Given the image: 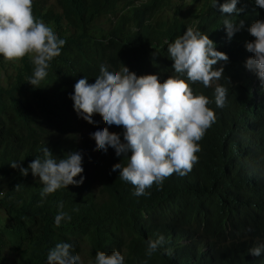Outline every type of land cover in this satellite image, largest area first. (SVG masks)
<instances>
[{"label":"trees","instance_id":"1","mask_svg":"<svg viewBox=\"0 0 264 264\" xmlns=\"http://www.w3.org/2000/svg\"><path fill=\"white\" fill-rule=\"evenodd\" d=\"M241 6L244 11L230 18H242L244 27L229 40L226 16L210 0H32L33 17L65 44L41 86L26 82L33 69L27 55L7 86L0 84V176L8 185L0 204L11 220L0 229V264H45L47 250L61 241L72 242L85 264L96 251L113 249L124 264H264V253L248 252L264 243V87L244 67L251 55L244 42L252 39L241 33L256 15L264 19V9L252 0H238ZM196 23L228 56L225 78L217 82L228 89L224 106L214 103V85H190L194 95L208 97L216 116L199 141L198 161L185 176L173 173L159 188L146 189L149 195L133 196V186L111 171L126 159L112 148L101 152L89 135L104 120L98 113L93 124L79 118L69 94L81 76L93 82L102 63L110 70L122 63L137 75L155 73L160 81L174 75L163 41ZM44 144L57 159L81 151L84 180L40 204L38 177L9 164L20 160L27 167L42 156ZM61 201L71 220L57 227ZM158 234L165 237L163 249L146 256V241Z\"/></svg>","mask_w":264,"mask_h":264},{"label":"clouds","instance_id":"2","mask_svg":"<svg viewBox=\"0 0 264 264\" xmlns=\"http://www.w3.org/2000/svg\"><path fill=\"white\" fill-rule=\"evenodd\" d=\"M252 3L264 9V0H252ZM237 4L238 0L221 3L210 0V6L226 16L222 24L229 40L244 27L242 18H230L244 11L243 6L237 7ZM197 25L188 26L171 42L163 41L174 73L163 81L155 73L137 75L122 63L119 70H110L102 63L93 82L88 83V77L83 75L69 94L79 118L93 124L96 122L93 114L98 113L104 120L105 125L95 127L89 135L95 141L94 147L101 152L112 148L115 156L126 159L123 164L121 159L112 164L111 171L118 170L120 180L133 186V196L149 195L146 189L153 184L159 188L173 173L185 176L198 161L199 141L216 116L207 106L208 97L194 95L190 85L199 83L205 88L214 85V103L217 108L224 106L228 89L217 82L225 78L223 64L228 56L217 50L214 41ZM246 30L241 33L252 40L244 42V48L251 53L245 58L244 67L264 87V19L256 15ZM64 44L65 40L58 38L51 27L33 17L32 0H0V58L14 62L29 56L33 69L26 82L30 85L41 86L49 62L60 54ZM218 62L221 63L213 67ZM111 125L121 127L122 131H109L107 126ZM41 153L42 156L32 159L27 167L21 166L20 160L9 164L21 175L30 170L33 177H38L42 185L38 203L42 204L58 189L83 182L81 151H70L57 159L44 144ZM57 209L54 225L59 227L62 221L69 222L71 215L62 210V201L58 202ZM164 244L163 234L148 239L145 255L150 257L163 249ZM72 248V242L55 243L47 250L45 264H85ZM248 252L261 256L264 243H258ZM87 264H124V256L120 250L113 249L108 254L98 250Z\"/></svg>","mask_w":264,"mask_h":264},{"label":"rangeland","instance_id":"3","mask_svg":"<svg viewBox=\"0 0 264 264\" xmlns=\"http://www.w3.org/2000/svg\"><path fill=\"white\" fill-rule=\"evenodd\" d=\"M52 4L53 3L51 2L49 6H52ZM20 60L14 62L2 60V63L0 64V84L2 86L4 87L7 86L8 78L10 76L15 75L14 73L16 69H18L21 66ZM7 187H8L7 183H5L0 176V193H2V195H0V203L4 199V195L6 194ZM96 190H98V188H96ZM10 226H11V220L8 217L4 207L0 204V229L9 228Z\"/></svg>","mask_w":264,"mask_h":264}]
</instances>
